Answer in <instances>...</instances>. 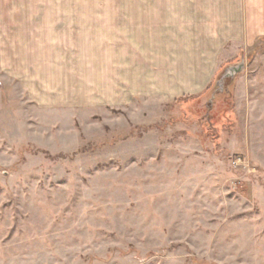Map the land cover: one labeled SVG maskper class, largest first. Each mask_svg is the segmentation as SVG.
I'll return each mask as SVG.
<instances>
[{
  "label": "rangeland",
  "instance_id": "obj_1",
  "mask_svg": "<svg viewBox=\"0 0 264 264\" xmlns=\"http://www.w3.org/2000/svg\"><path fill=\"white\" fill-rule=\"evenodd\" d=\"M159 5L0 0L7 20L77 11L62 20L83 30L69 50L27 51L53 88L32 97L1 64L16 56L2 35L22 29H0V264H264V38L238 83L221 90V55L215 80L184 93ZM128 63L146 79H111Z\"/></svg>",
  "mask_w": 264,
  "mask_h": 264
},
{
  "label": "crops",
  "instance_id": "obj_2",
  "mask_svg": "<svg viewBox=\"0 0 264 264\" xmlns=\"http://www.w3.org/2000/svg\"><path fill=\"white\" fill-rule=\"evenodd\" d=\"M159 2V11L163 12L162 16H167L166 20L163 18V23L159 21V25L164 26L165 29L168 27L173 28L176 49H183V53L180 54L182 67L177 62V68L180 71L178 78L188 83V85L181 92L188 93L187 90L191 87H197L198 89L206 87L208 83L215 80L220 65L225 62L227 66L240 64L244 59V51L254 48L264 38V0H159ZM10 14L13 20H7L5 15H0V18L4 19L0 20V29H4V31H10L12 28L22 29L23 34L19 37L20 33H16L14 39L6 32L2 35V49L3 46L4 49H7L8 45L16 49L13 62L10 58H4V62H1L4 72L8 77L16 79L32 97L40 96L38 92H41V90L38 89V85L41 84H43L41 85L42 90L53 91L50 80H39L34 75L35 69L32 68V63L35 59L30 57L27 51L40 48L56 49L57 47L58 49L69 50L71 46L70 33H82L83 30L72 29L71 31V28H74L70 25L72 22L62 19L81 17V13L69 10H18L10 11ZM112 17H118V14ZM85 23L79 21V26L76 27L81 29V24L85 28ZM47 28L48 34L41 35V31ZM56 29L64 31L63 33L66 36L56 35ZM19 38H21V42H17ZM177 42L182 44L178 46ZM18 43L22 44L19 46ZM197 49L199 53L194 54L193 52ZM232 49L240 51L242 55L240 62L233 63L230 61V51ZM19 50H22V53H18ZM221 55H223V62L224 59H227L224 63L220 60ZM194 57L200 59L195 65L191 63ZM34 64L37 65L35 62ZM143 64L141 71L133 63H128L121 69L115 66L111 70L113 77L111 79L124 80L123 75L125 74L127 82H132L135 85V82L143 81L145 78L146 70H143ZM20 65H22V68H18ZM11 66L14 68L11 69ZM125 67L127 68L125 69ZM186 67H190L189 70L185 71L183 69ZM246 67L245 63L244 70ZM153 72L155 73V69H153ZM119 74L122 77L116 78ZM239 76L240 84L244 75L240 74ZM52 91L50 95L48 93L42 95L44 97L52 96Z\"/></svg>",
  "mask_w": 264,
  "mask_h": 264
},
{
  "label": "water",
  "instance_id": "obj_3",
  "mask_svg": "<svg viewBox=\"0 0 264 264\" xmlns=\"http://www.w3.org/2000/svg\"><path fill=\"white\" fill-rule=\"evenodd\" d=\"M245 68V59H243V61L238 64V65H234V66H230L225 73L222 75V78L220 80V87L222 88L221 90H223L225 88V84L227 82H230L235 80L237 77V75L243 71ZM217 92H214L212 95L215 98L216 97Z\"/></svg>",
  "mask_w": 264,
  "mask_h": 264
}]
</instances>
